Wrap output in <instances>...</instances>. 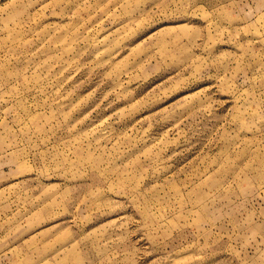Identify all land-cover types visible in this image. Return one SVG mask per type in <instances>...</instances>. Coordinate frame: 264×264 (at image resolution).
<instances>
[{
    "label": "rangeland",
    "instance_id": "obj_1",
    "mask_svg": "<svg viewBox=\"0 0 264 264\" xmlns=\"http://www.w3.org/2000/svg\"><path fill=\"white\" fill-rule=\"evenodd\" d=\"M0 264H264V0H0Z\"/></svg>",
    "mask_w": 264,
    "mask_h": 264
}]
</instances>
